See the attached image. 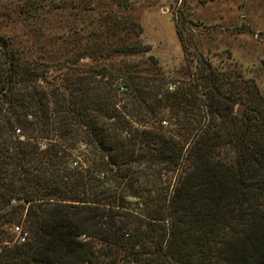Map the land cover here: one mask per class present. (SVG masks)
I'll return each instance as SVG.
<instances>
[{"label":"trees","instance_id":"1","mask_svg":"<svg viewBox=\"0 0 264 264\" xmlns=\"http://www.w3.org/2000/svg\"><path fill=\"white\" fill-rule=\"evenodd\" d=\"M32 6L45 7L18 9ZM115 10L68 21L55 60L0 33V242L13 224L29 234L2 247L0 264H264L263 97L208 62L162 92L129 69L119 95L97 61L137 53L142 29ZM94 22L81 48L79 30ZM243 98L247 121L235 114Z\"/></svg>","mask_w":264,"mask_h":264},{"label":"rangeland","instance_id":"2","mask_svg":"<svg viewBox=\"0 0 264 264\" xmlns=\"http://www.w3.org/2000/svg\"><path fill=\"white\" fill-rule=\"evenodd\" d=\"M81 1L0 0V33L19 40L25 48L38 49L43 45L51 59L63 58L61 53L69 48H65L62 40L66 36L60 40L56 35L67 31L68 21L81 18L87 23L99 13L104 16L108 9H116L112 0H92L93 6L81 13L80 7L77 8ZM126 1L128 8L109 12L126 24H139L142 31L130 39V42L137 43V53L98 59L97 66L104 65L113 74V83L116 84V78L121 76L129 88L130 79L125 72L131 69L133 73L139 71L144 76L154 77V81H160L161 92L173 91L199 76L208 62L230 72L239 89L247 86L251 95L256 93L264 100V0ZM27 2L35 5L42 2L45 7H37L38 12L32 10L34 6L23 7L21 13L18 8ZM90 28L99 30L96 22L79 30L78 36L82 40L78 45L81 48L88 44L86 33ZM119 37L123 39V36ZM79 58L81 62L89 60V56ZM143 75L138 79L145 80L147 77ZM249 106L250 103L243 98L236 103L235 110L239 108L245 114ZM162 114L166 120L163 126H170L172 120L167 117L168 110L163 109ZM179 131L181 136L178 138L188 136L185 130ZM78 146L81 144L69 150L77 154ZM174 174L169 176L173 179Z\"/></svg>","mask_w":264,"mask_h":264},{"label":"built area","instance_id":"3","mask_svg":"<svg viewBox=\"0 0 264 264\" xmlns=\"http://www.w3.org/2000/svg\"><path fill=\"white\" fill-rule=\"evenodd\" d=\"M115 85H116V90L119 94H125V93L129 92V88L121 76L117 78ZM29 118H31V116H29ZM162 123L165 124L166 122L163 121ZM17 132H19V130H17ZM39 146L41 149H44L46 147V143L41 141ZM82 147H84V146H82ZM72 156H73L72 166L73 167L80 166L82 164L81 156H79L78 154H72ZM11 203L16 204L17 202H16V200H12ZM9 232H10V236H11L12 240L0 242V251L2 250V247L4 245H10L12 243H19L20 244V243L26 242L28 239V231L24 227L23 223L13 224L9 228ZM82 237H84V236H82Z\"/></svg>","mask_w":264,"mask_h":264},{"label":"water","instance_id":"4","mask_svg":"<svg viewBox=\"0 0 264 264\" xmlns=\"http://www.w3.org/2000/svg\"><path fill=\"white\" fill-rule=\"evenodd\" d=\"M235 114L238 115L240 118L245 119V120L247 121V117H246V115L243 114V113H241L239 108H237V109L235 110Z\"/></svg>","mask_w":264,"mask_h":264}]
</instances>
